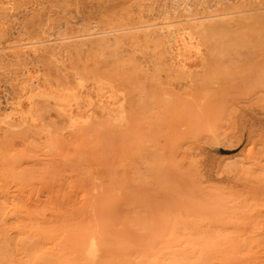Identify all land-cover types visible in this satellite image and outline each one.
<instances>
[{
  "label": "rangeland",
  "instance_id": "rangeland-1",
  "mask_svg": "<svg viewBox=\"0 0 264 264\" xmlns=\"http://www.w3.org/2000/svg\"><path fill=\"white\" fill-rule=\"evenodd\" d=\"M5 1L0 264H264V0Z\"/></svg>",
  "mask_w": 264,
  "mask_h": 264
},
{
  "label": "bare ground",
  "instance_id": "bare-ground-1",
  "mask_svg": "<svg viewBox=\"0 0 264 264\" xmlns=\"http://www.w3.org/2000/svg\"><path fill=\"white\" fill-rule=\"evenodd\" d=\"M4 3H6L8 6H11L12 5V1L11 0H6ZM4 8V7H3ZM177 21H180L179 19L178 20H171V21H169V22H165V23H173V22H177ZM148 26V25H147ZM182 28V27H181ZM182 29H184V28H182ZM184 30H186V29H184ZM183 32H185V31H183ZM186 32H189V31H186ZM182 35V34H181ZM185 35H186V33H185ZM188 37H187V39H188V43H184V45H189L188 47H190L191 46V50H189V52L191 53V56L193 55L195 58H196V56H198V55H200V54H198V52H197V50L199 49L197 46H195V43L194 44H192V42L190 41L192 38L189 36V35H187ZM176 40H177V37H176ZM197 40V39H196ZM182 41H183V39H182ZM4 42V41H3ZM27 42V41H26ZM177 42V41H176ZM194 42H196V41H194ZM21 43V45H22V42H20ZM178 43H181L179 40H178ZM177 43V44H178ZM198 43H196V45H197ZM2 45H4V43L2 44ZM17 45V44H16ZM24 45V44H23ZM183 45V46H184ZM192 45H193V47H194V50L192 49ZM182 46V45H181ZM182 46V47H183ZM1 47V46H0ZM4 47H6L5 45H4ZM9 47V46H8ZM11 47V46H10ZM14 47V46H13ZM59 47V44L57 43L54 47H53V51H54V49H57ZM186 47V46H185ZM180 48V47H179ZM15 49V48H14ZM39 49H41V47L39 48V46H37L36 44H33L32 46H30V47H25L24 49H23V54L26 56V57H28V55L29 54H32V55H34L35 53H37L38 52V50ZM182 49H184V48H182ZM187 49V48H186ZM178 50V49H177ZM193 50V51H192ZM200 50H201V48H200ZM16 51H18V49L16 50ZM184 51V50H183ZM183 51H182V54H183ZM188 51V50H187ZM199 51V50H198ZM178 52V51H177ZM186 52V51H185ZM188 53V52H187ZM186 54V53H185ZM179 55V54H178ZM173 56V55H172ZM179 56H181V55H179ZM190 56V57H191ZM176 57V56H175ZM186 57V56H185ZM184 57V58H185ZM199 57V56H198ZM173 59H175V58H173ZM187 59V58H186ZM18 60V59H17ZM181 60H185V59H181ZM187 60H189V59H187ZM187 60H185V61H187ZM188 62V61H187ZM196 62V61H195ZM196 64V63H195ZM195 66V65H194ZM34 72H32L29 76H28V78H26V81H25V83L21 86V88H20V92H19V95L18 96H14L11 100V102L9 103L10 105H9V110H10V113L11 114H14V115H16L17 117H19V116H21L23 113H24V111L26 110V111H28V109H31L32 108V101H33V99L32 98H34L33 96L34 95H36V94H39L40 95V99H41V96L43 95V98H44V94H45V91H44V82H43V80H42V78H41V76L39 75V69L37 70V71H35V70H33ZM27 73L29 74V72L27 71ZM25 79V78H24ZM14 80V79H13ZM23 80V79H22ZM97 84V83H96ZM99 84V83H98ZM83 85V84H82ZM90 85H91V83H90ZM94 86H96V85H94ZM59 87H60V85H59ZM84 87L85 86H83V89H84ZM90 87V86H89ZM99 87H100V84H99ZM96 88V87H95ZM83 89H81V90H83ZM109 89H111V88H109ZM109 89H107V90H109ZM33 90H35L36 91V93L34 94V92H33ZM86 90H88V89H86ZM55 91H57V90H55ZM94 91H96V89L94 90ZM104 91V90H103ZM109 91H111V90H109ZM51 92L52 91H49L48 93H50L51 94ZM65 92V91H64ZM81 92V91H80ZM47 93V94H48ZM53 93V92H52ZM63 93V92H62ZM101 93V92H100ZM105 93V92H104ZM108 92H106V94H107ZM49 94V98H50V95ZM54 94V93H53ZM56 94V93H55ZM57 94H59V93H57ZM69 94L70 93H68L67 95L69 96ZM75 94V93H74ZM102 94V93H101ZM84 95V94H83ZM86 95V94H85ZM93 95V94H92ZM95 95H96V92H95ZM38 96V95H37ZM45 96H46V94H45ZM48 96V95H47ZM46 96V97H47ZM65 96V95H64ZM68 96L66 97V98H68ZM71 96H72V94H71ZM91 96V95H90ZM104 96V95H103ZM10 97H12L11 95H10ZM87 96H85L84 97V99H83V101L82 102H85V98H86ZM99 97V96H98ZM112 97V96H111ZM110 97V98H111ZM48 98V99H49ZM91 98H93V97H91ZM100 98V97H99ZM102 98V97H101ZM100 98V99H101ZM52 99V98H51ZM96 99V98H95ZM95 99H92V100H90V104H91V106L93 105L92 103H93V101H95ZM104 99V98H103ZM113 99H114V97H113ZM120 99V98H119ZM57 100H58V96H57ZM67 100V99H66ZM10 101V100H9ZM53 101H56L55 99L53 100ZM61 101V100H60ZM69 101V100H68ZM67 101V102H68ZM87 101V100H86ZM89 101V100H88ZM101 101V100H100ZM99 101V102H100ZM111 101V100H110ZM109 101V102H110ZM114 101V100H113ZM112 101V102H113ZM64 102V101H63ZM66 102V103H67ZM97 102V101H96ZM97 102L98 104L97 105H99L100 103H102V102ZM65 103V104H66ZM75 103V102H74ZM59 105H61L62 103L60 102V103H58ZM78 105H79V103H78ZM96 105V104H95ZM102 105H103V103H102ZM105 105H106V103H105ZM8 106V105H7ZM94 106V105H93ZM101 106V105H100ZM61 107H63L65 110H68V111H70V113H71V111L73 110V109H71L70 107H64V106H62L61 105ZM75 107V106H74ZM79 107V106H78ZM103 107V106H102ZM82 108V107H81ZM97 108V107H96ZM76 109H78V108H76ZM92 109V108H91ZM102 109V108H101ZM101 109H100V111H101ZM82 110V109H81ZM84 110V109H83ZM87 110V109H86ZM1 111V110H0ZM5 111H6V109H5ZM96 111V110H95ZM2 112V111H1ZM0 112V113H1ZM79 112V111H78ZM81 112V111H80ZM82 112H84V111H82ZM30 112H28V114H29ZM106 113H108V111L106 112ZM31 114V113H30ZM30 114H29V116H30ZM109 114V113H108ZM89 115V114H88ZM87 115V116H88ZM121 115V114H120ZM29 116H28V118H29ZM84 116L85 115H82V113H78V117L79 118H84ZM32 117V116H31ZM31 117H30V119H31ZM119 118H120V116H119ZM33 119H35V118H33ZM72 119V118H71ZM35 121V120H34ZM32 122H33V120H32ZM33 124V123H32ZM93 241V240H92ZM94 242V241H93ZM92 242V243H93ZM90 243H91V240H90ZM92 243L90 244L91 245V247H92ZM94 244V243H93ZM90 247V246H89ZM94 247H95V245H94ZM89 249V248H88ZM92 249H95V248H93L92 247ZM89 251V250H88ZM87 251V252H88ZM92 251H94V250H92ZM96 251V250H95ZM90 253V252H89ZM93 253H97V252H93ZM92 253V254H93ZM88 254V253H87ZM89 256V255H88ZM93 256V255H92ZM94 258H95V256H94Z\"/></svg>",
  "mask_w": 264,
  "mask_h": 264
}]
</instances>
